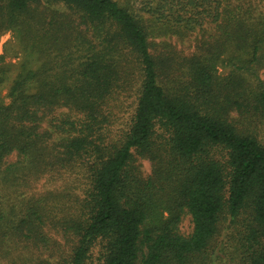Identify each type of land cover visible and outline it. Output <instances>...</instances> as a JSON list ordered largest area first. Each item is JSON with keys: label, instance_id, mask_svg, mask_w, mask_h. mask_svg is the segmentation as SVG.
<instances>
[{"label": "trees", "instance_id": "trees-1", "mask_svg": "<svg viewBox=\"0 0 264 264\" xmlns=\"http://www.w3.org/2000/svg\"><path fill=\"white\" fill-rule=\"evenodd\" d=\"M130 1L0 0L43 61L9 102L0 77V264H90L97 246L99 264H264V0ZM194 33L192 55L155 41ZM178 199L152 225L147 201ZM226 208L249 214L236 257L216 249Z\"/></svg>", "mask_w": 264, "mask_h": 264}, {"label": "rangeland", "instance_id": "rangeland-1", "mask_svg": "<svg viewBox=\"0 0 264 264\" xmlns=\"http://www.w3.org/2000/svg\"><path fill=\"white\" fill-rule=\"evenodd\" d=\"M122 5L126 4L130 0H116ZM131 2V1H130ZM136 6L140 7L143 5V0H133ZM54 6H58L54 4ZM55 10L64 11L62 8ZM1 18V17H0ZM0 23L3 24L2 21ZM212 31V29L210 30ZM22 28L20 26H9L8 24H3L0 27V77L3 70L8 72V78L3 83L1 88L2 97L6 98V102H9V94L11 88L21 81L23 75L30 69L40 70L42 68V63L39 54L32 49V47H26L22 41ZM198 38V33L190 35L186 39H179L178 37H163L156 39V42L169 41L173 43L176 48L184 53L185 55H192L196 52V40ZM244 59L249 58V54H241ZM237 57L236 54L231 50L227 54L217 57L212 61L214 72L221 77H226L232 73L234 69L231 60ZM262 80H264V69L260 71ZM25 76V75H24ZM250 82L253 79L246 75ZM256 86L254 85L253 89ZM234 117L239 120L238 125L240 127H245V122L240 119L239 116L234 114ZM123 125H121L122 127ZM264 140V137L262 138ZM142 166V171L144 174H149L151 172V164L147 160H139ZM51 181L47 177L38 181L34 184L31 189V193L39 192L50 188ZM148 213L152 225L158 226L165 224L166 222L172 221L177 216H179V199L172 204H167L166 202L158 201H147ZM181 223L179 225L180 231L184 235H189L193 230V224L189 214L185 213L181 215ZM249 219V214L247 211H243L241 216H232L228 208H226L225 213L222 216L221 227L222 232L219 237L218 243L216 244L217 250H223L227 252L229 256L236 257L238 255L239 239L238 235L242 231V225ZM99 247L94 249L92 262L90 264H99Z\"/></svg>", "mask_w": 264, "mask_h": 264}]
</instances>
